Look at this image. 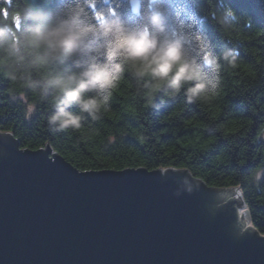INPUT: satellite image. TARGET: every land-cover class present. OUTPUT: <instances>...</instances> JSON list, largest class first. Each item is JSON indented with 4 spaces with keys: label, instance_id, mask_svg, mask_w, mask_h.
I'll return each instance as SVG.
<instances>
[{
    "label": "trees",
    "instance_id": "16d2710c",
    "mask_svg": "<svg viewBox=\"0 0 264 264\" xmlns=\"http://www.w3.org/2000/svg\"><path fill=\"white\" fill-rule=\"evenodd\" d=\"M64 2L46 0L40 7ZM166 2L170 33L184 41L191 57L203 62L213 51L238 52L234 65L221 64L219 83L206 100L158 95L149 105L125 72L100 120L56 132L47 123L50 104L0 67V133L13 134L22 148L50 145L81 171L185 169L208 186L238 188L249 223L264 234V0ZM22 3L0 0L9 13ZM154 4L142 0L138 15L130 0H91L89 9L95 19L122 14L139 22ZM225 9L235 17L227 26L218 21Z\"/></svg>",
    "mask_w": 264,
    "mask_h": 264
},
{
    "label": "water",
    "instance_id": "95a60500",
    "mask_svg": "<svg viewBox=\"0 0 264 264\" xmlns=\"http://www.w3.org/2000/svg\"><path fill=\"white\" fill-rule=\"evenodd\" d=\"M244 208L185 169L81 171L0 133V264H264Z\"/></svg>",
    "mask_w": 264,
    "mask_h": 264
},
{
    "label": "clouds",
    "instance_id": "9594fccd",
    "mask_svg": "<svg viewBox=\"0 0 264 264\" xmlns=\"http://www.w3.org/2000/svg\"><path fill=\"white\" fill-rule=\"evenodd\" d=\"M90 3L65 0L45 9L24 0L11 13L0 5V67L50 104L53 131L100 120L125 72L149 105L158 95L183 94L193 103L216 89L222 63L235 64V49L210 52L203 62L191 57L184 41L170 33L168 9L160 3L149 8L146 22L122 14L95 19ZM234 19L230 9L218 16L225 26Z\"/></svg>",
    "mask_w": 264,
    "mask_h": 264
},
{
    "label": "snow or ice",
    "instance_id": "6c2138e0",
    "mask_svg": "<svg viewBox=\"0 0 264 264\" xmlns=\"http://www.w3.org/2000/svg\"><path fill=\"white\" fill-rule=\"evenodd\" d=\"M34 2L36 3L37 7H40L41 4L46 3V0H34ZM154 2L155 4L157 3L162 4L167 9L170 7V5L166 2V0H154ZM146 20H147V15L145 14L140 18L139 22H146ZM204 47L207 48V44H205ZM206 58H207V55L204 56V60H206Z\"/></svg>",
    "mask_w": 264,
    "mask_h": 264
},
{
    "label": "rangeland",
    "instance_id": "374dc122",
    "mask_svg": "<svg viewBox=\"0 0 264 264\" xmlns=\"http://www.w3.org/2000/svg\"><path fill=\"white\" fill-rule=\"evenodd\" d=\"M261 137L264 139V129H263V131H262ZM243 214H244V217H245L246 219H249V214H248V210H247V208H244V209H243Z\"/></svg>",
    "mask_w": 264,
    "mask_h": 264
}]
</instances>
